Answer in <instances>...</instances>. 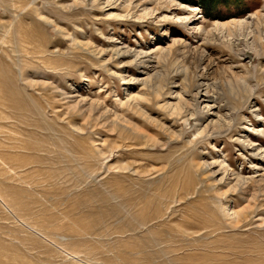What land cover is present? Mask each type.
Returning <instances> with one entry per match:
<instances>
[{
    "label": "rangeland",
    "instance_id": "rangeland-1",
    "mask_svg": "<svg viewBox=\"0 0 264 264\" xmlns=\"http://www.w3.org/2000/svg\"><path fill=\"white\" fill-rule=\"evenodd\" d=\"M165 2L0 0V264H264V0Z\"/></svg>",
    "mask_w": 264,
    "mask_h": 264
},
{
    "label": "bare ground",
    "instance_id": "bare-ground-1",
    "mask_svg": "<svg viewBox=\"0 0 264 264\" xmlns=\"http://www.w3.org/2000/svg\"><path fill=\"white\" fill-rule=\"evenodd\" d=\"M154 1H156L157 3H160V2H164V3H166L164 0H154ZM183 6H185L184 4L181 6V7H183ZM189 9H192L191 7H188ZM259 14V13H258ZM88 44V43H87ZM91 49V48H90ZM98 50V49H97ZM121 50V49H120ZM100 51V50H99ZM110 51V50H109ZM161 51V50H160ZM95 52V51H94ZM130 52H132L135 56H138L139 54L141 55V54H143L142 52H138V51H134V50H132V49H130V48H125V50L123 49V53H130ZM118 53V52H117ZM201 85H203V86H205V89H204V91H205V93H203V95L204 96H209V95H205V94H208L209 93V90H208V86H207V84H205V83H202L201 82ZM247 85V84H246ZM245 85V86H246ZM248 89V88H247ZM250 90V89H249ZM246 91V90H245ZM249 92V91H248ZM238 178H240V177H238ZM240 179H242V178H240ZM239 179V181H241ZM243 180V179H242Z\"/></svg>",
    "mask_w": 264,
    "mask_h": 264
},
{
    "label": "trees",
    "instance_id": "trees-1",
    "mask_svg": "<svg viewBox=\"0 0 264 264\" xmlns=\"http://www.w3.org/2000/svg\"><path fill=\"white\" fill-rule=\"evenodd\" d=\"M217 1H220V0H199L198 3H199V6L202 7V9L207 15H211L210 11H212L213 8L208 9V4H211Z\"/></svg>",
    "mask_w": 264,
    "mask_h": 264
}]
</instances>
